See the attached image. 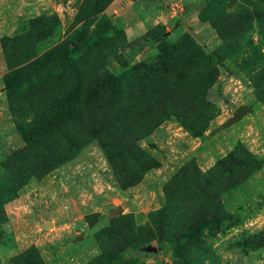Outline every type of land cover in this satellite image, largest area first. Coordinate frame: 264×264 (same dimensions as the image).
Returning a JSON list of instances; mask_svg holds the SVG:
<instances>
[{"label": "rangeland", "instance_id": "obj_1", "mask_svg": "<svg viewBox=\"0 0 264 264\" xmlns=\"http://www.w3.org/2000/svg\"><path fill=\"white\" fill-rule=\"evenodd\" d=\"M0 264H264V0H0Z\"/></svg>", "mask_w": 264, "mask_h": 264}, {"label": "water", "instance_id": "obj_2", "mask_svg": "<svg viewBox=\"0 0 264 264\" xmlns=\"http://www.w3.org/2000/svg\"><path fill=\"white\" fill-rule=\"evenodd\" d=\"M249 107H246V106H240L238 107L233 116H231L226 122H224L222 124V127H226V126H230L236 122H238L244 115L246 112L249 111ZM116 212L113 213V215H115ZM155 248L154 247H148L147 250H154Z\"/></svg>", "mask_w": 264, "mask_h": 264}, {"label": "trees", "instance_id": "obj_3", "mask_svg": "<svg viewBox=\"0 0 264 264\" xmlns=\"http://www.w3.org/2000/svg\"><path fill=\"white\" fill-rule=\"evenodd\" d=\"M104 147H107V144H104Z\"/></svg>", "mask_w": 264, "mask_h": 264}]
</instances>
